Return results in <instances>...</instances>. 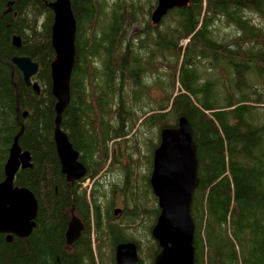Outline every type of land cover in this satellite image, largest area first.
<instances>
[{
    "label": "trees",
    "instance_id": "16d2710c",
    "mask_svg": "<svg viewBox=\"0 0 264 264\" xmlns=\"http://www.w3.org/2000/svg\"><path fill=\"white\" fill-rule=\"evenodd\" d=\"M53 1L0 0V182L8 151L18 135L20 147L30 153L32 166L18 171L14 185L27 188L38 201L29 237L13 236L7 242L0 234V264H99L123 241L139 243V255L150 258L146 264L152 263L157 244L151 239L144 242L146 233L130 238L128 232H147L145 223L154 222L159 214L157 201L149 181L147 192L132 165H120L123 152L120 147L114 151L112 145L127 137L135 125L133 101L141 95L148 97L146 73H159L158 67L169 72V89H160L164 96L160 105L150 110L146 105L141 117L157 111L144 120L147 128H159V132L175 126L182 116L193 128L199 179L191 205L194 264H264V246L246 259L242 254L238 258L236 238L230 237L227 227L228 223L234 225L236 234L250 230L256 211L259 228L253 237L261 242L264 236V0H190L187 7L172 10L175 20L165 29L162 22L150 25L153 4L144 13V7H136L132 0H70L76 21V55L70 103L60 127L79 153L90 182L106 173V164L110 170L120 166L117 176L121 185L117 177L110 184V203L102 184L82 188L67 183L60 172L52 138L53 14L47 4ZM133 25L141 31L125 41ZM218 26L228 28L232 37L226 40L220 36ZM14 36L21 38L20 48L12 45ZM182 40H187L184 49L179 46ZM187 48L193 49L189 59ZM14 56L29 57L38 64L34 82L40 87L39 94L25 85L18 70H12ZM202 66L211 71L204 83L196 72ZM163 81L160 76L155 83ZM176 83L179 89H174ZM171 119L175 125L169 124ZM112 189L125 198L117 224L111 208L116 194ZM154 201L156 206L150 207ZM71 212L84 218L87 228L68 248L65 231ZM91 219L95 220L94 240ZM107 264H114L113 259Z\"/></svg>",
    "mask_w": 264,
    "mask_h": 264
},
{
    "label": "water",
    "instance_id": "95a60500",
    "mask_svg": "<svg viewBox=\"0 0 264 264\" xmlns=\"http://www.w3.org/2000/svg\"><path fill=\"white\" fill-rule=\"evenodd\" d=\"M189 3L190 0H157L151 12V24L158 26L170 11L185 8ZM11 5L10 2L7 12L11 10ZM47 6L53 14L50 29L54 52V60L50 64L51 94L55 99L52 138L60 172L67 183H74L85 175L86 168L60 125L62 114L70 103V80L76 55V21L70 0H54ZM12 45L20 48L21 38L14 36ZM10 66L21 73L26 86L36 94L40 93L39 85L31 81L39 71L37 63L29 57L14 56ZM13 85L16 91V84ZM18 139V135L13 139L3 167L4 178L0 182V234L6 235L7 242L13 236L29 237L38 213V201L34 194L27 188L14 185L18 171L32 166L30 153L22 150ZM198 184L194 132L189 121L182 116L178 118L176 127L161 129L159 143L153 151L149 185L157 199L159 214L150 230V237L158 247L151 264H194L195 225L191 205ZM114 212L117 214L120 210ZM82 230L83 224L72 215L65 233L67 244L75 242ZM113 257L115 264H140L138 245L133 241L116 244Z\"/></svg>",
    "mask_w": 264,
    "mask_h": 264
},
{
    "label": "rangeland",
    "instance_id": "374dc122",
    "mask_svg": "<svg viewBox=\"0 0 264 264\" xmlns=\"http://www.w3.org/2000/svg\"><path fill=\"white\" fill-rule=\"evenodd\" d=\"M107 2L111 3L114 0H106ZM129 0H126V2H128ZM131 1V0H130ZM157 0H132V3H134L136 5V7H144V13L146 12L147 8L149 7V5H152L155 7V3ZM154 7L151 9H154ZM140 10H137V12H139ZM144 13H142L140 16L143 17ZM174 12L170 11L163 19H162V27L165 29V26H170L171 23L173 22V20H175L174 18ZM146 16H144L145 18ZM249 17L253 19V21L255 23L258 24H262L261 22H258V18L256 16H254L253 14H249ZM151 27H153L154 25L151 24ZM219 28V26L217 27ZM164 29L162 31H164ZM133 30V33H131ZM130 31H128L127 36H125V41L130 40V38H133L135 35V33H139L141 31V28L138 29L136 25H133L132 29ZM167 30V29H166ZM134 35V36H133ZM219 35L220 36H225L224 38L226 40H228L230 37H232L230 35V31L228 28H219ZM228 37V38H227ZM186 43L187 41L182 40L179 43V46H182V48L184 49L186 47ZM188 49V48H187ZM186 49V50H187ZM193 49H188L187 50V57L186 59H189V56L192 54ZM12 59V58H11ZM184 62V61H183ZM174 63V62H173ZM182 65V59L179 61V68ZM204 68H197L196 72L198 74L199 77L204 78L201 79L202 83H204L206 77L208 75H210L209 70H207L206 66H202ZM159 68V73L153 72L148 70L146 73V80L147 83H149V92H148V97H146L145 95H141L138 96L136 100L133 101V105L135 107V112H136V122L135 125L133 126L132 129H130V133L127 137L123 138L122 140H117L116 142H114V144L112 145V149L117 150L120 147V150L123 152L122 154V158L119 161L120 165H125V166H129L132 165L133 167V172L136 174H138L137 178L142 179L143 181V185H144V189L149 192V185H148V177L150 175L151 172V156H152V147L149 146L151 143H153L154 145L158 144L159 141V128H147L145 125V121L144 118L145 117H149L151 116V114L153 113H157V111H153L150 112L147 115H145V117H141V113H143V110H146V105H148V110H150V107L152 106V108H156L160 105V101L159 99H163L164 96L162 95L160 89H169L167 87V81H168V76L166 74V71L163 68ZM156 73V74H155ZM167 73L169 74V72L167 71ZM162 77L164 78L165 81H163V84H156V78L157 77ZM252 78V77H251ZM154 79V81H153ZM169 82V81H168ZM244 83L248 82V79L244 76L243 79ZM155 85V86H153ZM169 86V84H168ZM174 89H179V83L175 84ZM153 99V102H149L150 100ZM159 101V102H158ZM147 111V110H146ZM113 117V116H112ZM144 120V121H143ZM117 124V122H114V126ZM170 125H175V121L171 119ZM130 126V125H129ZM128 126V127H129ZM126 130H128L127 127H125ZM119 141V142H118ZM116 143H120L119 146H114L116 145ZM134 144V148L133 147ZM127 148H129L128 153H130V157L128 158L127 154H125ZM119 150V149H118ZM131 158V159H130ZM131 160L133 162H131ZM105 169H107L106 173H103L102 176L103 178H99L98 180L100 181V185H103V189L104 192L106 194V198H107V202L110 203V197H111V187L110 184H112L115 181V178L117 177V183L119 185H121L120 181L121 179L119 178V170H120V166L119 165H115V169L114 170H110V168H107V164L104 166ZM136 168V169H134ZM87 182V181H86ZM126 182H127V178H126ZM86 185V184H85ZM126 185V183H125ZM113 192L116 191V194L113 193V197H112V203L114 204V208L116 209H121L124 208V201L125 198L122 195V193L119 192V190H115L112 189ZM151 194V193H150ZM152 196V195H151ZM102 205H104V203H102ZM150 207H154L153 202L149 203ZM113 208V209H114ZM119 216V217H118ZM116 221L117 223H120V215H118ZM120 218V219H119ZM153 218V217H152ZM146 219V218H145ZM149 219V218H148ZM259 221V213L255 211V215L254 218L251 219V229H243V232L241 234H236V227L230 226L229 223L227 225L228 227V233L230 234V237H235L236 241H235V250L237 253L238 258L241 257V254L243 255L244 259H246V257L248 256V254H250L252 251H256L258 248H260L261 246H264V236L262 235V241L260 242L258 239H256L255 237H253V231L257 227L256 222ZM155 222V221H154ZM153 219L151 220V222L149 221L148 223H145V231L149 228H151V225L154 223ZM138 232V233H131L128 232V237L130 238H139V237H143L144 233H146L145 237H144V242L147 240H152V238L150 237L149 232ZM238 235V236H237ZM143 248H146V243L143 245ZM157 249V248H156ZM112 250L110 251V253L108 254L107 257L103 256V258L101 259V262L99 264H107L108 261H111V258L113 259V263H114V257L112 255ZM140 257L143 259L144 263H150V258L148 260V258L146 257V255H140ZM97 261V259H96ZM100 261V259H99ZM241 264V262H239ZM115 264V263H114Z\"/></svg>",
    "mask_w": 264,
    "mask_h": 264
},
{
    "label": "flooded vegetation",
    "instance_id": "af4514ba",
    "mask_svg": "<svg viewBox=\"0 0 264 264\" xmlns=\"http://www.w3.org/2000/svg\"><path fill=\"white\" fill-rule=\"evenodd\" d=\"M132 32L131 33H133V30H131ZM31 81L32 82H34V77L31 79ZM29 87V86H28ZM176 127V126H175ZM67 135V134H66ZM69 138V137H68ZM117 141V140H116ZM114 146H116V145H114ZM114 151H116L115 149H114ZM82 163V162H81ZM151 163H152V159H151ZM83 164V163H82ZM84 165V164H83ZM104 172V171H103ZM103 172H101L97 177H94L93 179H92V182H90V177L89 176H87L86 177V173H85V175L80 179V180H78V181H76V182H74V183H69V184H75V185H83L82 186V188H84V186H90L89 188L90 189H92V188H96V185L98 184V183H100V181L98 180L99 178H103V176H102V174H103ZM89 180V182H88V180ZM85 182H84V181ZM82 181L84 182V183H82ZM86 184V185H85ZM111 208H112V214H113V219H114V222L117 224V221H116V219L119 217L118 215H120V218L122 217V214H123V208H121V209H119L120 210V212L119 213H117V214H115V210H117L116 208H114V204L112 203V206H111ZM114 208V209H113ZM71 216H70V219H69V222H68V224H67V228H68V225H69V223H70V220H71V217H72V215H74L72 212H71V214H70ZM74 216H76V215H74ZM118 216V217H117ZM158 216V215H157ZM80 221H81V223L83 224V230L81 231V233L82 232H85V230H86V228H87V226H86V223H85V219L83 218V220L82 219H80L78 216H76ZM119 218V219H120ZM157 218V217H156ZM156 220V219H155ZM94 223H95V220H94ZM94 223H93V219H91V231H92V240H94ZM67 228H66V230H67ZM66 232V231H65ZM6 236V235H5ZM81 236V235H80ZM16 237V236H15ZM80 238V237H79ZM78 238V239H79ZM77 239V240H78ZM76 240V241H77ZM65 241H66V239H65ZM76 241L75 242H73L72 244H67V242H66V244H67V247L68 248H71V247H73L74 246V244L76 243ZM124 242V241H123ZM136 244L139 246V243H137L136 242ZM138 255H139V252H138ZM139 260H140V263L141 264H145L144 263V261H143V259L140 257V255H139Z\"/></svg>",
    "mask_w": 264,
    "mask_h": 264
}]
</instances>
